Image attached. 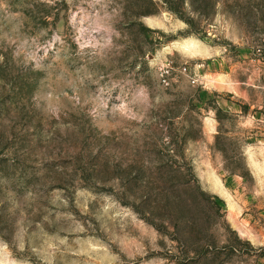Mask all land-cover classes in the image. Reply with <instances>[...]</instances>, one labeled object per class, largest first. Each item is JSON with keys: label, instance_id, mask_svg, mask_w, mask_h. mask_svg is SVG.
I'll return each instance as SVG.
<instances>
[{"label": "rangeland", "instance_id": "1", "mask_svg": "<svg viewBox=\"0 0 264 264\" xmlns=\"http://www.w3.org/2000/svg\"><path fill=\"white\" fill-rule=\"evenodd\" d=\"M166 2L0 0V264H264V0Z\"/></svg>", "mask_w": 264, "mask_h": 264}, {"label": "trees", "instance_id": "2", "mask_svg": "<svg viewBox=\"0 0 264 264\" xmlns=\"http://www.w3.org/2000/svg\"><path fill=\"white\" fill-rule=\"evenodd\" d=\"M164 2H166V0H163ZM167 3V2H166ZM151 4H153V6L155 7V10H153L152 12H151V14H154L155 13V11H156V4L154 3V2H152L151 1ZM170 10H172L173 12H175L176 14H178V15H180V17L182 18V19H184L190 26L192 25V23L190 22V20L189 19H187V18H184L183 16H182V14L180 13V11L177 9V8H175V7H170ZM141 27H143L144 29H145V31H150L148 28H146V27H144V26H142L141 25ZM214 201H216V200H214ZM240 242V241H239ZM245 245H247L249 248H251V245L249 244V243H246Z\"/></svg>", "mask_w": 264, "mask_h": 264}, {"label": "bare ground", "instance_id": "3", "mask_svg": "<svg viewBox=\"0 0 264 264\" xmlns=\"http://www.w3.org/2000/svg\"><path fill=\"white\" fill-rule=\"evenodd\" d=\"M193 48H194V45L192 42H187L184 45V50H186V52H192Z\"/></svg>", "mask_w": 264, "mask_h": 264}, {"label": "built area", "instance_id": "4", "mask_svg": "<svg viewBox=\"0 0 264 264\" xmlns=\"http://www.w3.org/2000/svg\"><path fill=\"white\" fill-rule=\"evenodd\" d=\"M183 72L187 74V73H188L187 68H185ZM190 80H191V83H192L193 85H196V84H197V80H196L195 78H190Z\"/></svg>", "mask_w": 264, "mask_h": 264}]
</instances>
